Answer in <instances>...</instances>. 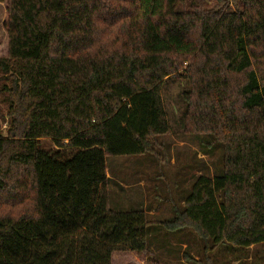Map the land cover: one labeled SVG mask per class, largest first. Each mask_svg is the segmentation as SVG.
<instances>
[{"label":"trees","instance_id":"trees-1","mask_svg":"<svg viewBox=\"0 0 264 264\" xmlns=\"http://www.w3.org/2000/svg\"><path fill=\"white\" fill-rule=\"evenodd\" d=\"M3 1L0 264H112L148 252L151 226L192 230L206 264L264 244V0ZM181 77L185 132L219 166L171 219L111 208L106 157L156 152Z\"/></svg>","mask_w":264,"mask_h":264},{"label":"rangeland","instance_id":"rangeland-1","mask_svg":"<svg viewBox=\"0 0 264 264\" xmlns=\"http://www.w3.org/2000/svg\"><path fill=\"white\" fill-rule=\"evenodd\" d=\"M212 2L214 0H211ZM6 21V2L0 0V55L7 52ZM187 88L188 84L183 77L170 78L162 84L170 132L158 137L160 144L156 146L155 153L106 157L109 171L116 181V184L112 183L111 186V208L132 210L143 208L145 204L152 209L149 214L153 221L171 219L174 216V205L180 206L181 201L189 195L201 170L206 172L209 166L214 169L213 164L219 166L218 158L221 156L222 148L212 145L209 147L210 152L218 150L215 152L216 155L206 156L198 145L196 140L198 137L185 132L186 102L180 93ZM6 128L7 123L0 118V132L5 133ZM42 145L46 148H56L50 139H43ZM118 183H125L128 188H122ZM149 244L151 248L145 253L131 250L115 252L112 264L208 262L203 253V241L192 230L169 231L151 226ZM186 249L190 250L188 251L194 258H185ZM241 254L243 255L239 262L236 259ZM209 257L211 259L209 264H264V244H258L248 252L241 247L232 246L231 249L225 244L219 250L210 253Z\"/></svg>","mask_w":264,"mask_h":264},{"label":"crops","instance_id":"crops-1","mask_svg":"<svg viewBox=\"0 0 264 264\" xmlns=\"http://www.w3.org/2000/svg\"><path fill=\"white\" fill-rule=\"evenodd\" d=\"M123 187L128 188L127 184L123 183Z\"/></svg>","mask_w":264,"mask_h":264}]
</instances>
